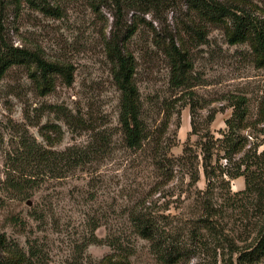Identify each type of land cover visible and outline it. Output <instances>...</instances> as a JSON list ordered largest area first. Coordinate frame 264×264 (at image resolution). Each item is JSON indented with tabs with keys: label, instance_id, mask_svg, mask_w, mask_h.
I'll return each mask as SVG.
<instances>
[{
	"label": "rangeland",
	"instance_id": "1",
	"mask_svg": "<svg viewBox=\"0 0 264 264\" xmlns=\"http://www.w3.org/2000/svg\"><path fill=\"white\" fill-rule=\"evenodd\" d=\"M124 1L0 0V48L38 51L48 61L74 68L70 86L56 77L54 91L43 96L27 67L14 66L0 79V234L26 252L25 264H169L138 236L130 214L151 203L175 219L190 216L180 179L161 186L151 155L155 142L146 143L143 150L124 145L120 93L107 51L112 36L123 40L136 60L135 78L150 139L172 155L180 156L188 141L195 143L193 121L202 124L213 115L210 129L221 137L239 97L247 101L251 120L259 119L264 67L256 65L249 43L227 42L225 21L203 26L206 38L200 42L186 33L200 21L186 0ZM203 1L240 8L264 21V0ZM133 26L137 31L128 39ZM171 37L189 51L190 89L170 86L163 44ZM82 119L89 128L81 126ZM242 133L251 145L260 143L264 123ZM26 143L40 152L70 151L61 160L91 147L97 153L90 154L84 166L72 162L64 172L42 168V174L34 175L23 159ZM65 163L61 161L62 168ZM7 177L27 179L22 194L2 186ZM198 187L205 188L203 178ZM230 187L232 192L244 190V177L232 180ZM14 218L21 219V225ZM215 246L190 252L176 264H230Z\"/></svg>",
	"mask_w": 264,
	"mask_h": 264
},
{
	"label": "trees",
	"instance_id": "2",
	"mask_svg": "<svg viewBox=\"0 0 264 264\" xmlns=\"http://www.w3.org/2000/svg\"><path fill=\"white\" fill-rule=\"evenodd\" d=\"M186 1L200 20L197 26L189 27L186 33L204 42L206 37L203 26H219L225 21L227 42L231 45L249 43L256 65L264 67V21L259 22L248 12L240 8L239 11L230 9L225 4L217 5L203 0ZM126 2L134 1L125 0L124 3ZM41 10L54 14L50 8L42 7ZM137 26H133L128 39L137 31ZM164 43L163 50L170 66V86L174 89H190L193 64L189 51L180 47L173 37ZM107 51L113 66L114 84L120 93L119 123L125 147L143 150L146 143L155 142L151 155L154 170L163 180L161 186L177 178L180 179L181 192L188 194V218L175 219L173 214L159 213L151 207V203L132 212L130 222L138 236L148 241L154 254L169 264L186 259L192 252L209 250L211 244L216 245V251L219 249L222 254H227L230 264H263L264 148L260 150V147L264 145V141L251 145L242 132L264 123V103L258 109L259 119L253 121L247 101L236 97L232 114L225 121L227 130L221 132L219 138L210 129L213 115L202 124L193 121L191 135L197 136L195 143L188 141L182 154L174 156L168 147H161L155 139H150L135 78L134 56L125 50L123 40L119 41L116 36H112L107 42ZM14 66L29 68L30 78L42 96L54 91L56 77L62 78L68 86L74 81V68L71 65L48 61L38 51L1 45L0 79ZM81 126L89 128L84 119ZM24 148L23 159L26 164L32 165L30 168L34 175L42 174L44 168L52 173L64 172L71 168L72 162L84 166L88 162L87 158L91 157L90 154L97 153L91 147V151H82L61 160V156L68 155L70 151L40 152L28 143ZM222 160L225 161L224 164L221 163ZM61 161L66 162L63 168ZM18 168L19 166H15L13 172H17ZM240 177L245 179V189L232 192L231 181ZM22 178L7 177L1 184L8 191L22 194L28 183L27 179ZM202 178L205 182L204 189L198 187ZM13 222L19 225L22 223L18 218H14ZM28 259L18 243L9 240L5 234H0V264H25Z\"/></svg>",
	"mask_w": 264,
	"mask_h": 264
}]
</instances>
